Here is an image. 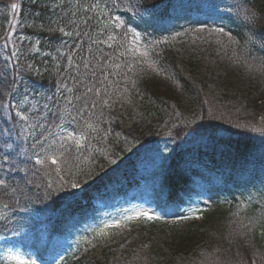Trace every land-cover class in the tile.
Segmentation results:
<instances>
[{"label": "trees", "instance_id": "16d2710c", "mask_svg": "<svg viewBox=\"0 0 264 264\" xmlns=\"http://www.w3.org/2000/svg\"><path fill=\"white\" fill-rule=\"evenodd\" d=\"M15 2L0 0V8L8 9ZM46 3L60 4L56 0H21L20 23L14 30L38 38L39 52L26 41L12 44V37L6 41L4 37H10L13 28L8 29L10 25L0 18V129L16 124L12 140L20 132L19 123L3 109L5 103L36 95L49 105L43 127L31 135L28 130L17 141L19 157L7 148L6 137L0 136V157L6 151L11 153L7 163L0 160V178L24 189L23 194L0 196V208L8 203L4 209L14 216L33 212L47 217V243L35 253L39 264H57L61 257L71 264H264V236L260 235L264 200L262 204L241 201L250 193L264 197V72L259 70L264 64V48L243 16L244 8L252 5L264 11V0H83L82 4L56 8L55 14ZM89 6H93L91 11L85 12ZM112 17H119L126 28L111 26L116 25ZM41 23L63 27L73 35L40 30ZM129 27L146 44H153L151 58L172 87L165 94L154 87L156 73L141 71L139 65L134 72L124 67L126 58L118 52L124 50L120 45H126L122 40L126 36L121 34ZM217 27H223L237 43L209 35V29ZM196 29L204 31L197 33ZM108 35L116 37L111 48L93 42L107 40ZM13 45L19 49L18 60L9 53ZM28 65L38 71H26ZM63 84L74 91L67 93ZM125 87L131 102H118L111 111L103 108L100 117L105 121L115 117L111 124L99 125L112 135L106 141L91 142L104 155L93 153L91 159L80 162L83 173L77 172L75 177L80 193L70 184L57 183L54 171L28 159L39 150V145L33 148L35 138L48 135L46 129L52 127L49 110L56 112L58 106L62 111L65 97L80 107L77 97L87 88H99L102 94L107 90L120 100ZM87 98L91 110V101L98 98L93 93ZM94 111L99 116L101 106L97 104ZM165 142L175 146L159 178L161 190L152 200L157 213L165 206L184 212L199 207L204 210L201 218L179 221L181 211H177L160 221H133L127 230L108 229V236L98 237L105 223L95 200L106 208L116 198L137 194L150 177L136 161ZM188 143L198 146L184 150L182 144ZM111 159L123 162L113 169ZM65 178L72 179L67 173ZM50 180L52 188L48 187ZM199 193L206 204L195 203ZM242 205L243 216L236 215L235 208ZM249 224L251 231L242 227ZM4 232L0 223V236Z\"/></svg>", "mask_w": 264, "mask_h": 264}, {"label": "snow or ice", "instance_id": "6c2138e0", "mask_svg": "<svg viewBox=\"0 0 264 264\" xmlns=\"http://www.w3.org/2000/svg\"><path fill=\"white\" fill-rule=\"evenodd\" d=\"M33 3H39L40 0H32ZM45 7H49L53 14H55V9L63 7V5L56 4V3H46ZM11 10L15 13L19 11L20 5L17 3H11L10 5ZM79 7V6H78ZM93 6H89L84 8L85 12L91 11ZM95 7H99V5H95ZM39 16V13H37ZM244 20L251 23L253 25L252 32L253 35L257 36L259 40V46L264 48V11L256 8L255 5L250 7H246L243 10ZM113 20L116 22V27H123L124 22L120 20L119 17H112ZM57 24L59 21L56 22ZM86 23V21H85ZM40 30H46L50 33H60L63 36H72L73 32L65 31L63 27H52L51 23L48 26H45L43 23L39 25ZM197 33L203 32L204 29H196ZM126 32L131 36V40L127 42V44H121L120 48H123V51H119L118 55L120 57L126 58V63L124 67L127 69V72H134L136 71V66H140L141 71H151L153 73L159 74L161 69L157 66L156 61L151 58V53L153 52V46L149 44H142L141 43V34L134 31L131 28H127ZM180 35V33H177ZM209 35H216L219 37H227L229 43L235 44L237 41L234 37L224 30L223 27H217L214 29H209ZM10 37H4L7 41ZM116 37L114 35H108L107 40H94V43H102L106 44L109 48H111L112 41H115ZM164 41H160L163 43ZM217 43L224 47V44L221 40H217ZM40 41H36L37 47H35V51L39 52L38 45ZM5 47H7V43H5ZM234 55H235V50ZM47 55V53H45ZM12 58H16L18 60V55L16 51L11 53ZM8 58H6L7 60ZM237 63H241L239 58H236ZM72 61L69 60V65H71ZM243 66L248 70L252 71V67L249 65L247 61H243ZM7 66V65H6ZM87 67V64H85ZM115 68H120L121 65H115ZM260 71L264 72V64H261ZM26 71H38V69H34L32 65H28ZM13 84L16 83L15 80L12 82ZM128 81L125 79V84ZM136 82L132 81V88L135 89ZM63 89L67 93H72L74 91L73 88L68 87L67 84H63ZM88 93H93L95 97L98 99H94L91 101V110L89 108V100L87 98ZM66 104L64 109L61 111L57 106L56 112H51L50 114L53 117L52 119V127L47 128L46 131L48 135H42L40 138H35V142L33 148L36 145H39V150L33 153V156H29L28 159L32 160L34 158L35 165L39 166L43 169H48L49 171H54L55 175L58 177L57 183L61 185H69L73 189L79 187V182L75 179L77 172L83 173V169L80 167V162L83 159H91L92 154H100L104 155V150L100 148H92L91 142L97 141H106L109 136L112 135L110 129H103L99 125L101 123H109L111 124L114 122L115 117H112L110 120H102L100 117L104 115L103 108H108L109 111L112 110L114 104L118 102L130 103L132 96L128 87L124 88L123 93L120 94V100L113 98V93L108 92L107 90H102L97 88H87L86 92L83 96L77 97V100L81 101L80 107H77L76 104L73 103V100L69 97H65ZM48 100H52L51 97ZM99 104L101 106V112L99 116L95 113V108ZM68 105H71V108H68ZM3 109L6 110L7 115L11 117L13 120H16L19 123L20 132L16 137V140H12V133L16 129V124L12 127L7 129H0V136H5V144L7 148L12 149L15 152L16 156L19 157L21 155L20 145L17 143L29 129L34 130V125L30 123L29 115H26L27 109H24L23 103L21 104H10L5 103L2 105ZM45 108H48L49 105L45 104ZM35 108V105H33ZM24 109V110H21ZM12 110H14V115H12ZM95 117V119H94ZM261 120L264 121V117H261ZM43 127V125H38ZM58 130V131H57ZM255 130V129H254ZM28 135H31L28 132ZM119 134H117L118 136ZM49 137H53L49 139ZM11 141V143H9ZM47 142V143H45ZM15 145V147H13ZM88 153L87 157L83 156V153ZM11 155L10 152H5L4 156L0 157L4 163H7V157ZM110 163H116L115 160H111ZM54 166V167H50ZM11 167V166H10ZM75 167L76 171H73ZM65 173L68 174L69 177L72 179H66ZM85 175H91V173H84ZM86 182V181H85ZM48 187H53V182L50 180L48 182ZM24 193V189L19 185L10 186L7 181L3 178H0V196L2 197H10L13 194ZM17 204L19 203V197H17L16 201ZM3 207L7 209L9 207L8 203H4ZM177 211H181L180 209H171L169 210L166 206L161 208L160 213L149 212L147 210H140L134 211L130 214H126L122 216L118 220H113L112 222L105 224L102 229H99L97 232V236L104 238L108 236L110 233L108 229H122L128 227L133 221H160L163 219L165 215L174 214ZM203 209L199 207L192 208L187 210L186 212L181 211L179 215V221H188L192 219H200V214L203 212ZM178 222V221H173ZM242 227L247 228L249 231L252 230L251 225H242ZM264 228V225H262ZM261 236H264V231H261ZM89 244L92 241H88ZM147 247V246H145ZM8 264H36L35 260L25 261L18 256H11L6 258Z\"/></svg>", "mask_w": 264, "mask_h": 264}, {"label": "rangeland", "instance_id": "374dc122", "mask_svg": "<svg viewBox=\"0 0 264 264\" xmlns=\"http://www.w3.org/2000/svg\"><path fill=\"white\" fill-rule=\"evenodd\" d=\"M17 4L20 5L21 0H15ZM60 5L68 6V5H77L82 4L83 0H56ZM18 12H13L11 7L0 8V18L3 19V22H6L10 25L8 29L13 28V31L10 33V39L14 44L16 41H26L27 44L30 45V49L35 50L36 41L38 38L32 37L26 34L21 33L20 29L15 30L19 22ZM121 20V19H120ZM124 22V21H123ZM117 29H122V27H116L115 25H111ZM126 28V25L124 23ZM130 28V27H129ZM121 36H126V39L122 38V40L128 41L131 40V36L127 34V32H122ZM120 37V36H119ZM142 37V36H141ZM199 37V35H197ZM141 43L145 44L144 40L141 39ZM156 43V42H155ZM154 43V44H155ZM149 45H153L152 43ZM17 45H13L11 52L16 51L17 55L19 54V49L16 48ZM5 51V50H4ZM4 52V54H6ZM6 59V55L3 56ZM55 60V57H51ZM153 77V75H152ZM154 87L161 93L165 94V92L169 91L172 87L169 83L168 79L162 73L155 74L154 76ZM23 103L24 109H27L26 115L30 117V123L34 125V130L29 129L31 134L36 132V130L40 127L42 120L45 118L46 108L44 107V99L40 96H28L22 99H17L12 104H21ZM35 105V108H33ZM21 109V110H24ZM175 144L172 142H165L157 145L153 151L148 153L147 155L141 156L139 160L136 161L139 169L142 170V173L147 177H150L142 188L136 192L137 194H132L129 197L125 198H116L110 201L107 204V207L104 208V204L100 200H95V204L101 209L102 214V222L108 224L113 220H118L122 216L126 214H130L134 211L147 210L149 212H156L155 204L152 202L153 198L156 197L155 193L161 190V185L159 178L162 177L164 170L166 169L169 159L173 153ZM198 144L196 143H188L182 144V148H197ZM112 160V159H111ZM110 160V161H111ZM116 163L113 164V169L121 166L123 160H117ZM80 193L82 190L80 187L76 188ZM251 201L255 203L262 204L264 197L258 196L257 193H250L241 200V201ZM241 201L239 203H241ZM198 204H206L207 200L204 195L199 193L196 198V202ZM264 203V202H263ZM235 214L244 213L243 205L235 208ZM233 217H236L234 214ZM198 221L199 219H192ZM0 223L5 226V232L0 236V264H8L7 257L18 256L25 261L35 260L36 264L39 262L35 258V253L37 250L43 248V246L47 243L46 238V228H47V217L36 214L33 212H29L23 216H14L12 213H9L4 208H0ZM127 228V227H126ZM126 228H122L127 230ZM57 264H71V261L63 259V257L59 258Z\"/></svg>", "mask_w": 264, "mask_h": 264}, {"label": "bare ground", "instance_id": "6f19581e", "mask_svg": "<svg viewBox=\"0 0 264 264\" xmlns=\"http://www.w3.org/2000/svg\"><path fill=\"white\" fill-rule=\"evenodd\" d=\"M156 209V208H155ZM156 212H157V210H156Z\"/></svg>", "mask_w": 264, "mask_h": 264}]
</instances>
